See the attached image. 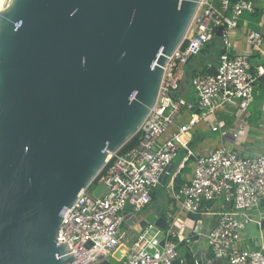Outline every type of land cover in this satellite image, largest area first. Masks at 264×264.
<instances>
[{"label":"water","instance_id":"water-1","mask_svg":"<svg viewBox=\"0 0 264 264\" xmlns=\"http://www.w3.org/2000/svg\"><path fill=\"white\" fill-rule=\"evenodd\" d=\"M199 1H4L0 264H74L57 240L63 213L139 130ZM173 169L164 168L162 186ZM123 216L124 237L151 223L167 226L166 217L130 205ZM120 258L117 250L95 264H123ZM194 258L222 263L198 252Z\"/></svg>","mask_w":264,"mask_h":264},{"label":"built area","instance_id":"built-area-1","mask_svg":"<svg viewBox=\"0 0 264 264\" xmlns=\"http://www.w3.org/2000/svg\"><path fill=\"white\" fill-rule=\"evenodd\" d=\"M254 11L253 0L199 1L185 38L167 57L156 102L135 134V144L111 153L90 185H94L93 192L88 191L90 186L81 190L63 213L57 240L68 245L75 255L74 264H95L121 245L125 246L120 258L123 264H187L174 240L175 223L185 226L177 214L168 213L166 228L151 223L131 239L120 230L123 207L141 210L150 204L152 194L161 186L164 168L173 163L179 150L184 157L168 175L166 194L188 215L216 216L215 225L207 232H192L205 238L213 259L227 264H264L261 236L251 248L241 245L247 225H261L252 212L264 199V151L245 155L221 145L202 153L192 147V128L203 122L228 142L237 141L246 132L245 110L258 83L264 81V61L253 65L251 60L261 52L264 36L249 30L243 35L246 47L239 51L236 33L241 17ZM219 26L221 51L206 71L191 74L194 100H188L181 94L182 70L217 36ZM226 108L237 111L235 120L220 118L219 111ZM183 111L189 117L177 125L175 120ZM171 125L176 130L159 142ZM191 164V177L177 183L183 168ZM98 187L101 191L96 192Z\"/></svg>","mask_w":264,"mask_h":264},{"label":"crops","instance_id":"crops-1","mask_svg":"<svg viewBox=\"0 0 264 264\" xmlns=\"http://www.w3.org/2000/svg\"><path fill=\"white\" fill-rule=\"evenodd\" d=\"M262 10V11H261ZM258 30L263 36H264V9L263 8H256L253 13H245L241 19H240V26L238 28V33H236L237 43H238V50H243L246 47V42L244 38V34L247 33L249 30ZM232 38H235L233 35ZM234 40V39H233ZM208 49V55H213V59H217L218 53L221 51L222 48V41L220 39V36H216L212 41L209 42V44L206 46ZM206 48L204 51L207 50ZM203 51V52H204ZM195 60V58L193 59ZM264 61V41L262 44V50L261 52H256L254 56L252 57V64H261ZM190 64V61L184 66V69L182 70V77H181V94L184 98L188 100H194L193 92L188 90V83L190 81L191 75H186V68ZM208 63H206L204 66L206 67ZM256 89L263 90L264 92V81H260L256 87ZM258 93V92H257ZM253 101L251 104H253ZM264 109V100H263V107ZM249 126L246 128V133H248ZM249 134L254 135L256 137L255 133H252L249 131ZM252 137L248 134L242 135L237 141H229L233 144L232 148L235 150L241 151L237 149V146H241L245 143L251 144L247 146V155H252L258 152H261V147L259 144H254L251 141H246L248 139H251ZM202 140L201 134L199 132L194 133L193 139H192V147L195 148V143L197 141ZM244 140V141H243ZM243 141V143H241ZM238 143V144H237ZM240 143V144H239ZM197 150V149H195ZM204 150H208L206 147ZM199 151V150H198ZM210 151V150H209ZM208 151V152H209ZM184 157V152L182 150V156L180 160L178 161V164L174 166V170L178 168L179 163L182 161ZM190 167H193V164L189 165ZM183 168V174L182 177L178 178V180H186L189 177L186 175L187 168ZM189 176V175H188ZM162 186V185H161ZM155 197L152 199L150 204H148L146 207H144L143 211L146 212H155L157 216H164L166 219L168 218V213H174L178 215V220L181 223H184V227H180L177 223H175L174 230L177 232V235L174 237L175 242L177 243V248L179 250L180 256L183 258H186L187 264H190V261L188 262V257L193 259V263L195 264V254L198 252L200 253L201 257L204 259H213L209 247L206 243L205 238L202 236H199L192 232L193 230L200 231V232H207L210 228H212L215 225L216 222V216L214 215H200V214H186L184 211L181 210V208L175 204L171 199H163L161 196L156 194V190L154 191ZM253 215L256 219L261 220V225H258L256 223H249L247 225L246 231L243 235V239L241 241V245L244 248H251L256 243L259 242V236H261V240L264 243V199L260 202V206L253 210ZM127 231V227L124 226V232ZM135 234L132 233L128 237L131 239L134 237ZM188 256V257H187ZM221 264H227L226 261H222Z\"/></svg>","mask_w":264,"mask_h":264},{"label":"rangeland","instance_id":"rangeland-1","mask_svg":"<svg viewBox=\"0 0 264 264\" xmlns=\"http://www.w3.org/2000/svg\"><path fill=\"white\" fill-rule=\"evenodd\" d=\"M253 3H254V7H256L258 9H260V8L264 9V0H253ZM206 49H207V47H206ZM203 53L204 52H200L195 57V60L191 61L190 63L191 64L196 63L195 65L203 66L208 62L209 63L215 62V59H213V55H211V54L205 55ZM188 90L193 92V88L191 87L190 83H188ZM263 100H264L263 90L258 91V89H255L254 102H253V104H250L245 110V114L247 116V122H248V126H249L248 133L245 132V134H248L249 136L252 137L251 139H248L246 141V143H248V141H251L255 145L259 144L261 147V149H260L261 152L264 151V109H262ZM226 109H227V111H219L220 118L227 120V121L235 120L237 118V111L230 109V108H226ZM188 117H189V113L187 111H183L182 114L175 120V123L177 125L184 123L185 121H187ZM207 122L211 123L212 122L211 118H208ZM175 130H176V126L171 125L169 127L168 132H166L159 139V142H162L165 138L168 137L169 134H171ZM192 130H193V133L196 134V132H199V134H201V136H202V140H200V141L198 140L195 143V148H194V149L199 150V152L209 153L210 151L212 152V150L219 148L221 145H226L229 148H232V146H233V144L228 142L227 140L221 139L219 133L212 132L210 130L209 124H207L206 122H203V123L196 125L195 127L192 128ZM249 131L252 133H255L256 137H254V135L249 134ZM243 141L241 143H243ZM248 145H251V144L245 145V143H244L241 146L238 145L237 149L243 151V153L245 155H247V146ZM205 147L208 149L207 151L204 150ZM181 156H182V150H179L176 157L173 159V163L175 165L178 164V161L180 160ZM192 172H193V167L189 166V168H187V170H186L187 177L190 178L192 175ZM93 189H94V185L90 186L88 188V191L93 192ZM99 191H101V187H98L96 192H99ZM156 194L161 196L163 199H165V198L170 199V196H168L166 194V186H159L156 189ZM120 230L123 234L124 233V225L121 227Z\"/></svg>","mask_w":264,"mask_h":264},{"label":"trees","instance_id":"trees-1","mask_svg":"<svg viewBox=\"0 0 264 264\" xmlns=\"http://www.w3.org/2000/svg\"><path fill=\"white\" fill-rule=\"evenodd\" d=\"M208 50H206V51H204V53L203 54H205V55H208V52H207ZM194 59V58H193ZM190 60V62L191 61H194V60ZM196 63H194V64H189L190 66H188V68H186V75H191V74H193L195 71H197V70H200V71H206L207 69H206V67L203 65V66H199V65H195ZM211 70V69H210ZM135 144V136H133L124 146H123V148H122V150L124 151V150H126L127 148H129V147H131L132 145H134ZM178 182L177 183H179L180 182V180H177ZM155 197V194L153 193L152 194V199ZM188 257V256H187ZM190 261V264H194L193 263V259L191 258H189L188 257V262Z\"/></svg>","mask_w":264,"mask_h":264},{"label":"bare ground","instance_id":"bare-ground-1","mask_svg":"<svg viewBox=\"0 0 264 264\" xmlns=\"http://www.w3.org/2000/svg\"><path fill=\"white\" fill-rule=\"evenodd\" d=\"M4 1H5V0H1L2 5H3ZM1 7H2V6H1ZM119 250H120L121 252L124 251V250H125L124 245H121V247L119 248Z\"/></svg>","mask_w":264,"mask_h":264}]
</instances>
